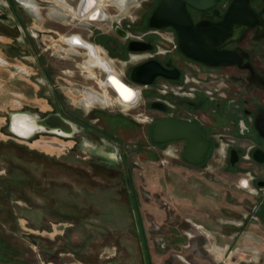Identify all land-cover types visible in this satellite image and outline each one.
<instances>
[{
  "label": "rangeland",
  "instance_id": "374dc122",
  "mask_svg": "<svg viewBox=\"0 0 264 264\" xmlns=\"http://www.w3.org/2000/svg\"><path fill=\"white\" fill-rule=\"evenodd\" d=\"M78 1L0 0V18L20 28L0 32V264H264V222L256 212L235 235L233 224L243 222L236 212L248 214L252 197L234 187L238 175L172 164L168 146H155L145 131V115L158 112L139 115L148 97L120 101L92 55L120 77L135 60L109 59L98 45L88 56L69 42L72 34L87 39L92 26L114 35L115 25L137 22L156 0H98L106 15L94 20L79 15ZM62 100L82 116L93 109L131 116L143 147L136 144V125H126L120 145L89 139L88 132L76 140L71 129L67 139L55 129L21 130L37 126L32 118ZM13 113L20 137L9 129ZM216 212L228 224L201 222ZM173 237L175 251L157 241Z\"/></svg>",
  "mask_w": 264,
  "mask_h": 264
},
{
  "label": "flooded vegetation",
  "instance_id": "af4514ba",
  "mask_svg": "<svg viewBox=\"0 0 264 264\" xmlns=\"http://www.w3.org/2000/svg\"><path fill=\"white\" fill-rule=\"evenodd\" d=\"M158 1L156 0L148 13H142L137 22L125 23L124 26L115 25L114 35L100 30V27L92 26L93 28H86L90 31L87 39L79 34H72L68 38L78 37L74 39L76 44L74 46L85 49L88 56L89 46L95 48V45H98L109 59L113 57L117 61L126 63L131 59L135 60L126 67L127 74L123 77L118 76L133 88L134 85L141 88L140 92L135 89L137 95L134 99L139 93L148 97L140 107L139 115L158 112V114L151 113L150 117L145 115L148 120L145 131L155 146H168L172 164L187 169L200 167L203 171L221 168L220 170L224 172L238 175L234 187L252 195L249 206L251 211L246 215L236 212V216L243 219V222L233 224L236 225L233 228L237 230L235 235H238L241 226L250 218H255L251 212H256L264 222V0H217L210 8L201 9L186 5L194 24L202 20L211 22L218 20L221 23L234 2L231 19L211 29L215 32H225L223 36L217 38L213 33L208 35L210 41L219 44L217 52L223 61L218 64L198 61L184 54L178 47L177 34L172 26L150 25V13ZM85 2L86 0H79L77 8L80 4L83 6ZM98 5V0H93V7L91 6L90 9L93 11ZM98 14L106 15L99 6ZM87 19L94 20L90 17ZM130 45L135 46L136 49H132ZM150 60L157 61L169 75H157L149 84L134 82L131 78L132 69ZM86 62L89 64L88 61ZM106 63L110 67L109 62ZM42 73L45 78V83L42 85H47L49 74L46 69H43ZM106 74L105 71L102 81L105 82L106 87L111 88ZM60 79L65 80L61 76ZM76 85L83 89H91L90 86L82 83L76 82ZM59 87L62 88L58 85L57 88L60 89ZM93 99L92 96L89 101ZM52 106L55 108L51 113H56L71 123L74 128L72 137L76 140L80 133L88 132L89 139H94L93 135L94 137L97 135V139L101 142L106 139L115 141L119 145L125 144L126 125L139 126L134 122V118L126 114L93 109L89 114L82 116L79 110L69 111L64 100ZM160 119H174L194 123L200 127L209 141L207 151L200 163H193L184 158L188 142L185 138L162 143L154 141L153 128ZM92 122L95 124H91ZM139 132L140 134L136 135V144L142 148L141 127ZM58 135L61 138H68ZM104 152L110 153V151ZM210 159L212 163H209ZM217 214L216 212L214 216L202 215L201 222L207 225L226 224L227 222L219 220ZM137 215L140 217V212ZM169 219L170 227L176 228L178 223L172 217ZM188 223L192 225L191 222ZM141 226L142 223H139L140 228ZM154 226L159 231L160 224ZM175 240L173 237L172 242L169 243L163 238L157 241L161 247L175 251L179 247ZM190 246V243L186 245V247ZM148 256L150 262L154 260L151 254Z\"/></svg>",
  "mask_w": 264,
  "mask_h": 264
},
{
  "label": "water",
  "instance_id": "95a60500",
  "mask_svg": "<svg viewBox=\"0 0 264 264\" xmlns=\"http://www.w3.org/2000/svg\"><path fill=\"white\" fill-rule=\"evenodd\" d=\"M216 1L217 0H159L150 13L149 23L155 27L172 26L177 34L178 47L184 54L198 61L218 64L223 61V58L217 52L219 44L213 42L212 40L210 41L208 35L213 33V36L217 38L223 36L225 32H215V30L211 29H215L216 25L221 23L225 24L226 20L231 19L230 14L235 7L234 2L230 5L224 20L221 23H219L218 20H215L214 22L202 20L194 24L186 9V5H191L199 9L205 7L210 8ZM14 28L16 31H20L18 26L8 25L0 18L1 33H9ZM12 36L16 37L14 34ZM132 44L138 43L132 42ZM130 47L132 49H136L135 46L133 47L130 45ZM157 75L168 76L169 74L167 70L155 60H150L141 65L135 66L131 72L132 80L141 84L151 83L153 78ZM118 79L123 85L128 87L129 84L125 83L120 78ZM112 90L117 95L116 90L114 88H112ZM135 96L136 95H133L129 101H133ZM15 113H13L10 117L9 129L13 134L17 135L13 132V115ZM26 114L32 118L29 113ZM32 119L39 122L37 129L41 127L55 129L57 134L63 136L68 135L67 133L69 129L72 130L71 133L74 131L71 123L56 113H49L44 117ZM182 138L188 140L184 151V158L193 163H200L207 151L209 141L197 124L181 122L174 119H160L156 121L153 128L154 141L162 143Z\"/></svg>",
  "mask_w": 264,
  "mask_h": 264
},
{
  "label": "bare ground",
  "instance_id": "6f19581e",
  "mask_svg": "<svg viewBox=\"0 0 264 264\" xmlns=\"http://www.w3.org/2000/svg\"><path fill=\"white\" fill-rule=\"evenodd\" d=\"M92 2H93V0H88V1L86 0V2L84 3V5L83 6H80V8H79V15L80 16H84L85 15L87 17H90V19H92V18L97 19V18H100L101 17V15L98 14V9H94L93 11L90 9V7L92 6ZM87 11H89V12H87ZM102 17H103V15H102ZM76 38H78V37H75L73 39H69V42L72 45H76L75 42H74V39H76ZM83 42L85 43V41H83ZM89 48L91 50L92 49L94 50V47L89 46ZM92 56L94 58V60L92 62L94 65H97V66L102 65V67H104V69L107 70L108 75H109L107 82L116 90V92L118 94V98L122 102H125L126 103V102H128L131 99V97L133 95H137V91L135 89H132L130 86L127 87V86L123 85L119 81V79H118L119 76L116 74V72H114L111 69V67H109L108 64L105 61H103L101 58H99V56H97L96 53L93 54ZM13 125H14V120H13ZM37 126H35L34 128H31V129H21V130H32V131H35L37 129ZM16 128H18V127H16ZM18 129H20V128H18ZM64 133H66V132H64ZM28 135H30V134H28Z\"/></svg>",
  "mask_w": 264,
  "mask_h": 264
},
{
  "label": "crops",
  "instance_id": "0c3cea01",
  "mask_svg": "<svg viewBox=\"0 0 264 264\" xmlns=\"http://www.w3.org/2000/svg\"><path fill=\"white\" fill-rule=\"evenodd\" d=\"M120 100V99H119ZM121 101V100H120ZM158 256V255H157Z\"/></svg>",
  "mask_w": 264,
  "mask_h": 264
}]
</instances>
